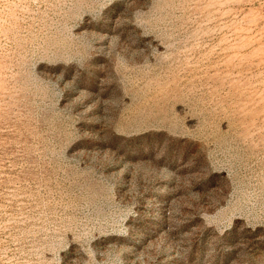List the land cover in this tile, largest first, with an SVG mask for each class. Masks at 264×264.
<instances>
[{"label":"rangeland","instance_id":"rangeland-1","mask_svg":"<svg viewBox=\"0 0 264 264\" xmlns=\"http://www.w3.org/2000/svg\"><path fill=\"white\" fill-rule=\"evenodd\" d=\"M0 264H264V0H0Z\"/></svg>","mask_w":264,"mask_h":264}]
</instances>
